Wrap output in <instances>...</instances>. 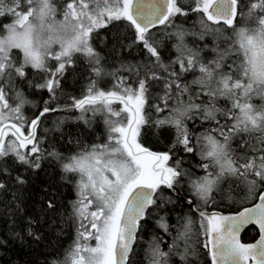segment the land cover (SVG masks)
<instances>
[{"label":"snow or ice","instance_id":"snow-or-ice-1","mask_svg":"<svg viewBox=\"0 0 264 264\" xmlns=\"http://www.w3.org/2000/svg\"><path fill=\"white\" fill-rule=\"evenodd\" d=\"M0 224L9 264H264V0H0Z\"/></svg>","mask_w":264,"mask_h":264},{"label":"trees","instance_id":"trees-1","mask_svg":"<svg viewBox=\"0 0 264 264\" xmlns=\"http://www.w3.org/2000/svg\"><path fill=\"white\" fill-rule=\"evenodd\" d=\"M69 85H70V90H78L79 89V85H76L74 87L71 86V81H69ZM64 115L63 113H52L50 114V119H49V126H51V121L57 119L59 116ZM38 198V197H37ZM72 197L70 196L69 199H71ZM0 227H2V224H0ZM256 237V231L254 229V226H249L244 233L242 234V238L245 240H252ZM43 250V249H42ZM46 251H51V249H47ZM17 255L13 252H9L7 255H3L2 253H0V264H9V262L13 259H16ZM51 258V257H50ZM36 259L38 260H43V256H40L39 254H37ZM138 260H143V252L140 253V256L137 257Z\"/></svg>","mask_w":264,"mask_h":264},{"label":"water","instance_id":"water-1","mask_svg":"<svg viewBox=\"0 0 264 264\" xmlns=\"http://www.w3.org/2000/svg\"><path fill=\"white\" fill-rule=\"evenodd\" d=\"M248 227H249V226H247L246 229H247ZM246 229H245V230H246ZM245 230H244V231H245ZM244 231L242 232V234L244 233Z\"/></svg>","mask_w":264,"mask_h":264}]
</instances>
